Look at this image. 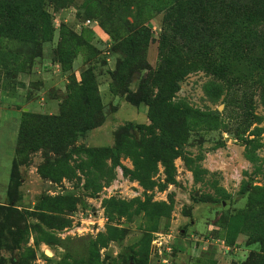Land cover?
I'll return each instance as SVG.
<instances>
[{"label":"rangeland","instance_id":"374dc122","mask_svg":"<svg viewBox=\"0 0 264 264\" xmlns=\"http://www.w3.org/2000/svg\"><path fill=\"white\" fill-rule=\"evenodd\" d=\"M0 264H264V0H0Z\"/></svg>","mask_w":264,"mask_h":264},{"label":"trees","instance_id":"16d2710c","mask_svg":"<svg viewBox=\"0 0 264 264\" xmlns=\"http://www.w3.org/2000/svg\"><path fill=\"white\" fill-rule=\"evenodd\" d=\"M237 13H238V8H237ZM251 17H248L247 19H246V26L248 27V24L250 23V21L252 20V19H250ZM238 19H240V18H238Z\"/></svg>","mask_w":264,"mask_h":264}]
</instances>
